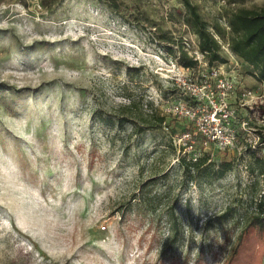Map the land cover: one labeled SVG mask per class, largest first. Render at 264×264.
Instances as JSON below:
<instances>
[{"label": "rangeland", "instance_id": "rangeland-1", "mask_svg": "<svg viewBox=\"0 0 264 264\" xmlns=\"http://www.w3.org/2000/svg\"><path fill=\"white\" fill-rule=\"evenodd\" d=\"M191 1L217 37L264 6ZM117 4L0 0V264H225L264 199L254 68L224 38L210 64L181 0ZM184 117L218 137L190 170Z\"/></svg>", "mask_w": 264, "mask_h": 264}, {"label": "trees", "instance_id": "trees-1", "mask_svg": "<svg viewBox=\"0 0 264 264\" xmlns=\"http://www.w3.org/2000/svg\"><path fill=\"white\" fill-rule=\"evenodd\" d=\"M99 1L116 12L118 7L117 0ZM181 2L186 10L185 21L191 31L198 37L199 51L207 58L210 64H214L217 61L223 62L224 59L221 55L222 43L220 40L224 38L229 49L235 53L237 57L254 68L252 75L258 81L264 83V6L233 10L229 14L226 22L228 31L224 34L220 27H216V33L219 36L217 37L202 16L197 4L193 3L191 0H181ZM181 55L186 67H193L197 64L198 60L195 56L189 55L184 48L181 51ZM187 118L184 117L183 119L187 127L184 126L182 134L191 135L187 146H190L192 150L186 151V145L181 144L179 146V151L186 152H184V155L179 160L181 165L190 170V168L202 167L210 160L208 154L190 157L193 152H197L198 148L204 149L206 146L216 143L217 139L212 138V135L209 133L210 129L205 132L202 131L198 127L196 119ZM165 121V116L154 115L153 121L151 122L156 125L152 126V128L155 126L162 127ZM195 125L197 126L198 133L191 131L193 128L196 129ZM172 132L176 134V130L173 129ZM205 140H209V142L205 144ZM232 166V162H221L216 172L217 178H222ZM260 174H264V169H261ZM175 237L176 234L173 238ZM233 253L225 264H262V257L264 254V199H260L258 210L250 218L248 224L242 229L239 243Z\"/></svg>", "mask_w": 264, "mask_h": 264}, {"label": "built area", "instance_id": "built-area-1", "mask_svg": "<svg viewBox=\"0 0 264 264\" xmlns=\"http://www.w3.org/2000/svg\"><path fill=\"white\" fill-rule=\"evenodd\" d=\"M189 45V44H188ZM190 46V45H189ZM202 131H207V130H209V129H205L204 127H201L200 128ZM209 133L212 135V138L213 139H217L218 140V137L216 136V132L214 131V130H212V129H210V131H209ZM188 138H191V135L190 134H185ZM209 142V140H205V144H207Z\"/></svg>", "mask_w": 264, "mask_h": 264}]
</instances>
